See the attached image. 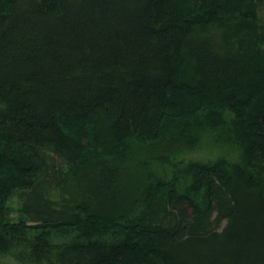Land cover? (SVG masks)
Masks as SVG:
<instances>
[{"label": "trees", "instance_id": "obj_1", "mask_svg": "<svg viewBox=\"0 0 264 264\" xmlns=\"http://www.w3.org/2000/svg\"><path fill=\"white\" fill-rule=\"evenodd\" d=\"M0 264H264V0H0Z\"/></svg>", "mask_w": 264, "mask_h": 264}, {"label": "rangeland", "instance_id": "obj_2", "mask_svg": "<svg viewBox=\"0 0 264 264\" xmlns=\"http://www.w3.org/2000/svg\"><path fill=\"white\" fill-rule=\"evenodd\" d=\"M260 16H262V10H260ZM205 32L210 33L211 36L214 38V40H219V33L221 32L217 28H211ZM172 150H173L172 148H167L166 154L172 155ZM175 154H177V150H175ZM220 155L227 156L228 158L233 159L234 158L233 148L224 141H221V140L219 141L216 138H210V137L205 136L199 142L196 148L185 150L184 158L185 159L207 160V159H212ZM57 163L61 164L62 161L60 159H57ZM8 205L10 207V218L13 220H17L21 215L20 195L16 194L12 196L8 201Z\"/></svg>", "mask_w": 264, "mask_h": 264}]
</instances>
